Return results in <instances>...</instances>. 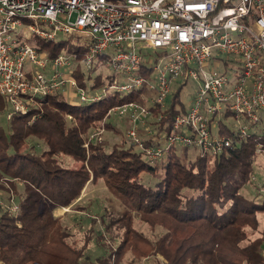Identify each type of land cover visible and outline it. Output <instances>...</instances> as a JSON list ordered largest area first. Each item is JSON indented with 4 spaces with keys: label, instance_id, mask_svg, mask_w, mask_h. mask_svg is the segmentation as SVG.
I'll return each mask as SVG.
<instances>
[{
    "label": "trees",
    "instance_id": "trees-1",
    "mask_svg": "<svg viewBox=\"0 0 264 264\" xmlns=\"http://www.w3.org/2000/svg\"><path fill=\"white\" fill-rule=\"evenodd\" d=\"M35 43L54 58L63 42L52 45L35 39ZM78 49L81 60L84 50ZM95 64L89 69L76 67L78 89L85 86ZM102 74L94 77L91 89L112 84L114 77ZM183 85L173 89L169 106L159 121L151 122L152 128L162 130L167 124L168 132L171 119L185 112L179 99ZM141 92L119 99L114 93L86 103L66 101L54 93L37 101L40 105L31 106L25 115L15 114L0 124V195L6 203L13 196L17 204L16 215L0 209L2 264H78L91 243V230L77 245L53 213L72 206L84 188L99 181L124 209L118 216H109L104 227L111 240L120 238L116 248L111 249L99 236L101 232H96L94 241L104 249L96 258L100 264H119L128 254L131 264L149 257L153 264H162L157 255L166 264H263L264 198L254 199V190L231 179L239 170L243 174L252 170L257 145L264 149V123L217 156H200L191 150L186 162L171 149L159 162L151 163L107 123L120 140L109 146L89 141L111 108L142 102ZM7 110V101L0 95L2 118ZM151 111L156 118L159 109ZM225 123H219L217 133L234 137ZM34 140L41 143V150H35ZM143 142L150 146L151 139ZM159 172L157 182L146 183L145 176ZM18 185L23 187L21 192ZM134 219L152 230L159 227L162 233L150 239L134 229Z\"/></svg>",
    "mask_w": 264,
    "mask_h": 264
},
{
    "label": "built area",
    "instance_id": "built-area-1",
    "mask_svg": "<svg viewBox=\"0 0 264 264\" xmlns=\"http://www.w3.org/2000/svg\"><path fill=\"white\" fill-rule=\"evenodd\" d=\"M20 28V35H13ZM57 35L78 39L83 58L78 59V48L50 58L34 44L35 39L53 42ZM94 62L114 77L109 87L115 77L126 76L131 79L118 91L154 92L150 106L142 98L110 109L127 123L126 138L147 161L161 160L177 145L217 156L263 122L264 0H0V95L7 101V120L54 93L79 103L107 96H86L77 87L76 67L89 69ZM219 67L222 73L216 72ZM150 71L156 76L147 81ZM188 81L195 91L185 112L171 119L162 137L165 146H145L138 126L147 124L155 108L159 121L173 86ZM226 116L239 124L234 137L217 133ZM104 122L89 141H101ZM256 153L264 160L260 145ZM252 182L258 187L253 198H264V188L255 178ZM2 208L16 215L13 196L9 205L0 198Z\"/></svg>",
    "mask_w": 264,
    "mask_h": 264
},
{
    "label": "rangeland",
    "instance_id": "rangeland-1",
    "mask_svg": "<svg viewBox=\"0 0 264 264\" xmlns=\"http://www.w3.org/2000/svg\"><path fill=\"white\" fill-rule=\"evenodd\" d=\"M26 24V22H24ZM21 28L15 32H13V35H20ZM62 41V45L59 47V54H66L68 51H75L80 45L79 40L75 38H70L67 36L57 35L55 41H53L52 45H54V42ZM83 48V47H81ZM151 60L153 61V56L151 57ZM109 69L106 68V65L98 63L94 65L93 71L90 73V76L88 79H85V86L80 87V92L85 93L86 96H90L93 94H96L98 96L101 95H112L115 93L116 98L119 99L121 96L128 94L127 91H118V87L121 85H124L127 83L126 76H117L115 77V84L113 87H109L108 85H101L96 87L95 89H91L90 86L93 82V79L96 75L99 73H109ZM217 73H222L223 69L221 67L216 69ZM156 76V73L153 71H150L148 75L144 76V79L149 81L152 78ZM176 85L173 86L175 88ZM195 91V85L188 81L183 85L180 94L179 99L184 107H187L189 105V101H191V96ZM154 92L145 90L141 94V99L144 98L145 105L150 106L149 99L154 98ZM171 96H169L168 101L170 103ZM112 109V108H111ZM158 117V115H157ZM156 117V118H157ZM259 117L264 123V112H259ZM155 116H150V118L147 120V124L144 126H138V135L140 138H150L151 139V145H158L160 147L165 146L163 136L167 134V131L164 130L165 124L163 126V129L160 131H156L155 128H152L151 122H155L156 119ZM105 121L104 126V132L100 135L101 141L104 144L115 143L120 140V137L118 136V133H112L109 129L106 127V123L112 125L117 129L119 134L126 138V134L128 131V125L124 121H122L117 115L110 110L109 114L106 118H103ZM0 124L5 125V117L2 118L0 116ZM225 125L229 127L233 132H236L238 130L239 124L235 122V120L231 117L226 120ZM254 127L257 126H251L249 128L250 132H253L255 130ZM148 128L149 132H147L145 129ZM93 133V131H92ZM94 134V133H93ZM97 136V135H96ZM128 140V139H127ZM130 142V141H129ZM33 144L36 145L35 150L39 151L42 148L41 143L37 142L36 140L33 141ZM176 157L180 158L182 162H186L187 159H189L192 155L191 150L183 149L181 147L175 146L173 148ZM160 161V160H159ZM158 161V162H159ZM162 172H159L156 176H145L146 183L153 184L159 180L161 177ZM243 175V177H242ZM242 177V179H241ZM252 178H255L257 181V184L259 186L264 188V160L256 159L253 163V167L251 171L243 172L239 170L237 174L231 179L233 183L237 184V182H240L244 188H249L250 190H254L253 193H255L256 189L258 188L256 185L252 184ZM145 183V182H144ZM17 189L19 192L22 191L23 187L20 185L17 186ZM0 198L2 200V203L4 202L1 195ZM5 205H9V203L4 202ZM5 208H2L4 210ZM123 206L120 204V202L111 194L109 190H107L103 183L101 181L97 182L96 185H89L87 188H84L82 190L80 198L70 207L66 209H56L54 210V216L59 217L62 219V222L64 226L68 229V232L70 234V241L77 245H81L84 239V235L88 230H91V243L89 244L87 250L84 252L83 257L80 258V261L78 264H100L99 261H96V258H101L103 248L101 245H97L95 243L94 239L96 237V232L99 230L101 233L99 236L103 238L104 242H108L110 245L109 247L111 249H114L117 247L120 238L113 237V239H110V236L106 234V231L104 230L105 224L109 220V216H118L123 212ZM133 227L134 229L145 235L146 237L153 239L160 235L162 233V229L159 227H156L150 229L148 225L145 223L139 221L138 219H134L133 221ZM113 235H115L114 231H111ZM101 241V240H100ZM264 252V249L262 253ZM263 255V254H262ZM87 257V259H86ZM159 261H161L162 264H166L164 259L157 255L155 257ZM264 259V258H263ZM153 258L149 257V259H143L142 262L139 264H153ZM130 261H132L131 256L128 254L125 256L119 264H131ZM0 264H2L0 262ZM137 264V263H132Z\"/></svg>",
    "mask_w": 264,
    "mask_h": 264
}]
</instances>
